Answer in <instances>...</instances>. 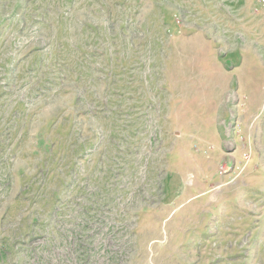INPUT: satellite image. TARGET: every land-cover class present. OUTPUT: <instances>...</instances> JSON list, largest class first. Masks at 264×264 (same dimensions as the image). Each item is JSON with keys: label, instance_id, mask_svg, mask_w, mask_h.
<instances>
[{"label": "rangeland", "instance_id": "1", "mask_svg": "<svg viewBox=\"0 0 264 264\" xmlns=\"http://www.w3.org/2000/svg\"><path fill=\"white\" fill-rule=\"evenodd\" d=\"M262 0H0V264H264Z\"/></svg>", "mask_w": 264, "mask_h": 264}, {"label": "built area", "instance_id": "2", "mask_svg": "<svg viewBox=\"0 0 264 264\" xmlns=\"http://www.w3.org/2000/svg\"><path fill=\"white\" fill-rule=\"evenodd\" d=\"M261 3H263V4H264V0H262V1H261Z\"/></svg>", "mask_w": 264, "mask_h": 264}]
</instances>
